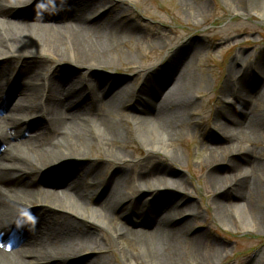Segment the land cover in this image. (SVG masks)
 <instances>
[{
    "label": "bare ground",
    "instance_id": "1",
    "mask_svg": "<svg viewBox=\"0 0 264 264\" xmlns=\"http://www.w3.org/2000/svg\"><path fill=\"white\" fill-rule=\"evenodd\" d=\"M162 3L159 9L176 17L194 10L201 15L208 8L204 1L196 7L194 0ZM258 3L251 11L264 18L259 13L264 0ZM126 10L118 0H0V264H111L110 244L100 230L112 233L126 264L182 260L178 246L190 220L186 214H191L188 184L162 167L148 169L150 162L129 164L107 176L103 163L94 160L125 161L127 156L113 149H123L135 138L148 152L177 162L179 153L172 146L190 115L192 62L183 57L191 44L180 48L182 58L177 57L180 50L169 57L172 64L162 66L167 67L164 74L162 67L147 73L138 90L122 84L116 65L135 62L132 41L141 34L137 24L124 22L131 16ZM161 23L167 26L166 20ZM161 33L166 31L153 34ZM65 63L73 69L66 71ZM258 67L231 69L230 74L246 81L258 71L263 83L264 64ZM25 78L30 84L21 88ZM233 93L227 94L232 109L217 121L229 171L220 173L215 167L219 156L210 146L206 162L214 166L206 184L216 194L225 223L233 225L237 219L243 230L257 231L264 223V160L252 146L264 136V86L256 99ZM5 110L10 113L4 115ZM31 128L34 134L27 137ZM95 144L109 153L104 159L94 152ZM234 156L245 158V165L234 162ZM74 161L82 165L75 169ZM61 167L68 169L66 176L60 175L64 184L55 179L52 185L62 189L37 187L46 169ZM161 189L179 199L162 196ZM137 190L144 191L145 202L134 200ZM34 202L41 207L30 209ZM126 221L137 227L129 228ZM200 241L192 257L208 262L211 258L199 253ZM126 245L139 252L126 251ZM83 255L87 261H77Z\"/></svg>",
    "mask_w": 264,
    "mask_h": 264
},
{
    "label": "rangeland",
    "instance_id": "2",
    "mask_svg": "<svg viewBox=\"0 0 264 264\" xmlns=\"http://www.w3.org/2000/svg\"><path fill=\"white\" fill-rule=\"evenodd\" d=\"M118 1L120 5L125 4L126 15L131 14L124 19V22L137 24L141 33L132 41L135 45L134 53L137 54L135 62L133 64L118 62L116 65V73L123 79L122 84L126 82L131 88L138 90L144 84L147 73L153 70L160 71L163 68L164 74L167 67L162 66L172 64L168 60L169 57L178 50L180 51L177 52V57H180L182 52L180 48L191 44L192 47L184 55L185 57L182 55L185 62L188 60L192 62L188 72L192 79V87L188 92L191 99L190 115L182 128L181 139L172 146L179 153L177 162L163 153L148 152L135 138L129 141L127 147L113 149L115 153L126 155L125 161L104 163L94 158L95 162L103 163L107 176L113 170H122L129 164L143 166L150 162L148 169L152 166L162 167L171 177L182 179L188 184L190 193L187 198L191 203L189 212L192 216L186 214L190 220L178 246L182 256L180 264H245L247 261L251 262L250 264H264V223L257 231L243 230L237 219L233 225L225 223L215 205L216 194L206 184L205 178L214 165L218 167L220 173L229 171V153L226 151L224 132L217 125L220 116L226 115V112L232 109V105L227 103L231 100L227 98V94L242 92L243 95H250L256 99L264 86V81L262 83L258 76V64H264V18L259 17L257 12L251 11V6H254V3L259 5L260 0H194L195 7L204 1L208 8L201 15L194 10L186 17H176L159 9L162 8V2L168 4L171 0ZM140 1L143 5L137 3ZM260 12L264 13L263 6L260 7ZM115 14L118 12L116 11ZM163 20H166L167 26L161 23ZM159 30H165L166 33L153 34ZM124 50L132 52V49L128 47H124ZM250 66L258 71L250 73L249 80H239L240 75L235 77L230 74L231 69L238 72L242 68L250 69ZM63 67L66 71L73 69L72 65L67 63ZM103 73L115 75V71L111 70L103 71ZM45 75L47 80L49 73ZM29 84L30 80L25 78L19 86L22 88ZM169 87L170 85L165 90ZM28 92L36 96V93L30 89ZM9 113L10 110H5L4 115ZM32 134L34 133L31 128L27 137ZM210 146L217 149L216 154L219 156L218 163L214 165L206 162L207 156L211 154V151L207 149ZM252 147L255 149V156L264 160V136ZM94 148V152H98L101 156L99 159H104L109 154L97 144ZM83 151L88 155L92 154L89 150ZM232 160L245 165V158L234 156ZM81 165V161L73 162L75 169ZM67 171L65 167L46 169L45 173L39 177L40 183L37 187L45 191L62 189L54 188L59 186L53 187L52 184L56 183H53L55 179H63L60 175L66 176ZM58 184H64L63 180ZM160 194L173 195L175 202L179 199V195H174L172 191L161 189ZM133 195L138 203L145 202L147 197L144 191L138 190ZM261 195L263 209L260 216L264 222V186L261 187ZM34 203L30 209L36 210L41 207ZM231 213L233 216L236 215L235 212ZM241 215L243 218L242 211ZM117 217L122 222L125 221L121 219V216ZM183 217L179 218V221L183 220ZM126 222L131 229L137 227ZM88 228L97 230L94 227ZM100 231L101 236L105 237L110 244L108 247V254L112 259L110 263L126 264L117 249V242L112 233L109 230ZM198 240H201L199 253L211 258L208 262L197 263L192 257L193 248ZM125 250L130 253L139 252L138 248H130L128 245L125 246ZM83 256L76 258L77 261L80 259L83 262L87 261L84 259L86 255Z\"/></svg>",
    "mask_w": 264,
    "mask_h": 264
}]
</instances>
